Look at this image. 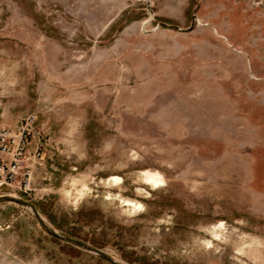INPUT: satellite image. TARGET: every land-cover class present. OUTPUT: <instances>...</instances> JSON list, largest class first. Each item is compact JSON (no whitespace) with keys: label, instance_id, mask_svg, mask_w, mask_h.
<instances>
[{"label":"rangeland","instance_id":"1","mask_svg":"<svg viewBox=\"0 0 264 264\" xmlns=\"http://www.w3.org/2000/svg\"><path fill=\"white\" fill-rule=\"evenodd\" d=\"M27 113L4 190L39 215L0 199V264H264V0H0V120Z\"/></svg>","mask_w":264,"mask_h":264},{"label":"built area","instance_id":"2","mask_svg":"<svg viewBox=\"0 0 264 264\" xmlns=\"http://www.w3.org/2000/svg\"><path fill=\"white\" fill-rule=\"evenodd\" d=\"M36 116L27 113L15 124L0 120V197L7 196L4 189L30 194L33 167L29 160L41 158L39 145L32 153L30 144L39 140L41 131L35 127Z\"/></svg>","mask_w":264,"mask_h":264},{"label":"bare ground","instance_id":"3","mask_svg":"<svg viewBox=\"0 0 264 264\" xmlns=\"http://www.w3.org/2000/svg\"><path fill=\"white\" fill-rule=\"evenodd\" d=\"M142 173H143V181L146 184H149V185H152V186H159V185H161V184L164 183L163 176L160 173H158V172H154L153 171V173H152V172H150L148 170L147 171L143 170ZM110 178L113 179V180H115V181L116 180L118 181V176H116V175H112V176H110ZM120 200L122 201L123 204H125V205H132L134 208H139L140 205H141V202L132 201V200L127 199V198H121ZM26 206L29 207L30 209H32V211L35 214L39 215L38 211L34 207H32L31 204L26 203ZM49 228H51V227H49Z\"/></svg>","mask_w":264,"mask_h":264},{"label":"water","instance_id":"4","mask_svg":"<svg viewBox=\"0 0 264 264\" xmlns=\"http://www.w3.org/2000/svg\"><path fill=\"white\" fill-rule=\"evenodd\" d=\"M4 199V198H13V200H18V201H20V202H23V203H26L25 201H23V200H20V199H17V198H14V197H10V196H2V197H0V199Z\"/></svg>","mask_w":264,"mask_h":264}]
</instances>
